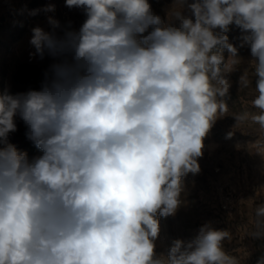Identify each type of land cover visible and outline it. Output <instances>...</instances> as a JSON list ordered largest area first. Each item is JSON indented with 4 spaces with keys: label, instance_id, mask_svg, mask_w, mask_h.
<instances>
[{
    "label": "clouds",
    "instance_id": "obj_1",
    "mask_svg": "<svg viewBox=\"0 0 264 264\" xmlns=\"http://www.w3.org/2000/svg\"><path fill=\"white\" fill-rule=\"evenodd\" d=\"M180 2L191 15L167 24L149 0H65L86 17L79 29L53 17L50 31L32 29L34 55L54 62L38 90L0 91V264H239L223 248L230 232L210 224L167 257L155 240L228 112L240 59L216 29L238 26L254 58L259 112L233 117L264 129V0ZM17 117L41 155L8 142Z\"/></svg>",
    "mask_w": 264,
    "mask_h": 264
},
{
    "label": "rangeland",
    "instance_id": "obj_2",
    "mask_svg": "<svg viewBox=\"0 0 264 264\" xmlns=\"http://www.w3.org/2000/svg\"><path fill=\"white\" fill-rule=\"evenodd\" d=\"M149 2L152 11L167 24L178 23V11L191 15L180 0ZM49 5L55 6L54 12L44 10ZM49 17L59 20L62 26L71 22L74 29H79L86 19L82 10L66 7L65 0H0V91L17 94L40 88L44 72L54 60L47 53L43 59L34 55L30 39L33 28L51 30ZM216 32L227 35L228 42L238 48L240 59L235 70L227 74L231 84L224 98L228 112L215 121L204 138L199 173L182 178L181 204L175 215L158 217L160 231L155 252L167 257L175 239L192 241L202 226L210 224L215 230L230 232L231 240L223 242L228 255L236 257L239 264H257L264 258V218L256 216V208L264 204V129L250 116L238 123L233 117L259 112L252 104L257 80L251 63L254 58L249 47H239L242 31L238 26L232 24L227 32ZM222 54L226 62L230 54L226 49ZM245 73L251 81L247 88L239 84ZM16 124L17 131L9 134L8 142L27 152L30 159L41 155L26 138V126L19 117Z\"/></svg>",
    "mask_w": 264,
    "mask_h": 264
}]
</instances>
